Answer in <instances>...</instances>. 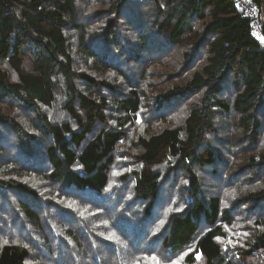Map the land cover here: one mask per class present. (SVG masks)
Returning a JSON list of instances; mask_svg holds the SVG:
<instances>
[{
    "label": "trees",
    "instance_id": "trees-1",
    "mask_svg": "<svg viewBox=\"0 0 264 264\" xmlns=\"http://www.w3.org/2000/svg\"><path fill=\"white\" fill-rule=\"evenodd\" d=\"M253 1L0 0V264H264Z\"/></svg>",
    "mask_w": 264,
    "mask_h": 264
},
{
    "label": "rangeland",
    "instance_id": "rangeland-1",
    "mask_svg": "<svg viewBox=\"0 0 264 264\" xmlns=\"http://www.w3.org/2000/svg\"><path fill=\"white\" fill-rule=\"evenodd\" d=\"M136 71H134L135 73V78L137 83H140V79L143 78L141 77V70L143 69L144 66L147 65V61L143 60L141 61L140 59L136 60ZM126 63H123L121 65V67L125 70ZM149 68V73L151 74V76H148L149 78L145 80V88H147L146 91H148L149 93H152L154 91L159 92L162 91L163 89H167L168 85H167V78H165L167 76V73L169 71L170 68V64L169 62H165L163 64H161L160 66V70L157 73L156 68L153 67H148ZM172 70V69H171ZM170 70V71H171ZM176 121V120H175ZM177 123H173V126H177V125H181V121H176ZM179 192V191H178ZM181 193H177L176 191L174 192L172 197H167L166 202L169 203V206H165L166 208L163 209L160 213L157 214H153L154 219H155V226L158 227H162L165 228L166 222L170 219V215L171 212L173 213H178L180 211H183V206H182V201H181ZM162 206L161 204L157 205V207ZM174 208V210H173ZM1 225V222H0ZM37 254V253H36ZM32 256L35 257V261L34 258L31 259L30 263L31 264H43L41 260L36 259L35 254H33ZM144 256V259L138 260L137 264H156L157 261H155L156 259H153L152 255L150 256H146V255H142ZM183 262V257H177L176 259L172 260L171 262H163L160 264H182Z\"/></svg>",
    "mask_w": 264,
    "mask_h": 264
},
{
    "label": "built area",
    "instance_id": "built-area-1",
    "mask_svg": "<svg viewBox=\"0 0 264 264\" xmlns=\"http://www.w3.org/2000/svg\"><path fill=\"white\" fill-rule=\"evenodd\" d=\"M239 10L251 20L253 31L257 36L263 34V23L259 16V7L253 0H235Z\"/></svg>",
    "mask_w": 264,
    "mask_h": 264
},
{
    "label": "snow or ice",
    "instance_id": "snow-or-ice-1",
    "mask_svg": "<svg viewBox=\"0 0 264 264\" xmlns=\"http://www.w3.org/2000/svg\"><path fill=\"white\" fill-rule=\"evenodd\" d=\"M262 39H264V38H262ZM157 264H158V262H157Z\"/></svg>",
    "mask_w": 264,
    "mask_h": 264
},
{
    "label": "bare ground",
    "instance_id": "bare-ground-1",
    "mask_svg": "<svg viewBox=\"0 0 264 264\" xmlns=\"http://www.w3.org/2000/svg\"><path fill=\"white\" fill-rule=\"evenodd\" d=\"M257 4V3H256Z\"/></svg>",
    "mask_w": 264,
    "mask_h": 264
}]
</instances>
